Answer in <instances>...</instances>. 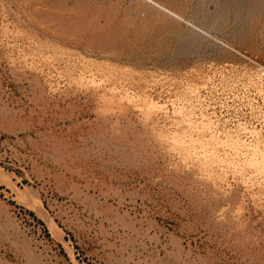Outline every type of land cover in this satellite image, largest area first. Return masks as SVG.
I'll return each instance as SVG.
<instances>
[{"label":"rangeland","instance_id":"obj_1","mask_svg":"<svg viewBox=\"0 0 264 264\" xmlns=\"http://www.w3.org/2000/svg\"><path fill=\"white\" fill-rule=\"evenodd\" d=\"M155 1L0 0V264H264V0Z\"/></svg>","mask_w":264,"mask_h":264},{"label":"bare ground","instance_id":"obj_2","mask_svg":"<svg viewBox=\"0 0 264 264\" xmlns=\"http://www.w3.org/2000/svg\"><path fill=\"white\" fill-rule=\"evenodd\" d=\"M141 1H142V0H141ZM144 1H147L148 4L150 3V4L154 5V6H156V7L160 8V9H162L161 12L166 11V12L170 13L171 16L173 15V16L178 17L179 19L181 18V16H180L177 12H175V10H174V11L171 10L168 6H166V4L164 5L163 3H160V1H159V2H157V1H155V0H144ZM150 4H149V6H150ZM152 5H151V6H152ZM154 6H152V7L154 8ZM156 7H155V8H156ZM163 13H165V12H163ZM170 14H169V15H170Z\"/></svg>","mask_w":264,"mask_h":264}]
</instances>
